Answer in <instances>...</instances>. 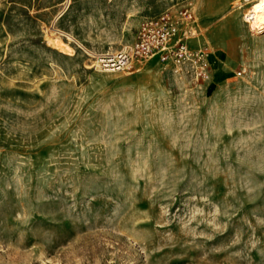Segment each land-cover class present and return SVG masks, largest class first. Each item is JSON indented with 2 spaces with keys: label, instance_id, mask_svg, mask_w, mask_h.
Instances as JSON below:
<instances>
[{
  "label": "rangeland",
  "instance_id": "374dc122",
  "mask_svg": "<svg viewBox=\"0 0 264 264\" xmlns=\"http://www.w3.org/2000/svg\"><path fill=\"white\" fill-rule=\"evenodd\" d=\"M188 1L205 77L98 64ZM236 3L0 0V264H264V30Z\"/></svg>",
  "mask_w": 264,
  "mask_h": 264
},
{
  "label": "built area",
  "instance_id": "2783aa9c",
  "mask_svg": "<svg viewBox=\"0 0 264 264\" xmlns=\"http://www.w3.org/2000/svg\"><path fill=\"white\" fill-rule=\"evenodd\" d=\"M259 0H237L241 9V19L253 32L264 30L251 27L255 19L254 6ZM195 15L191 2H183L175 7L167 8L155 16L144 18L138 25L133 43L126 49L115 53L99 54L98 64L104 69H122L133 60H147L156 57L162 63H171L175 71L193 68L196 78L207 74L205 47L193 48L188 45L187 38L193 33Z\"/></svg>",
  "mask_w": 264,
  "mask_h": 264
},
{
  "label": "bare ground",
  "instance_id": "6f19581e",
  "mask_svg": "<svg viewBox=\"0 0 264 264\" xmlns=\"http://www.w3.org/2000/svg\"><path fill=\"white\" fill-rule=\"evenodd\" d=\"M235 7H237V3L235 5ZM254 9H256L257 13H256V16H255V19L251 23V27L252 28L256 27V26L260 27V26H262L264 24V0H259L257 2V4L254 6ZM57 44L59 46H61V47L65 45V43L60 42V41H57Z\"/></svg>",
  "mask_w": 264,
  "mask_h": 264
}]
</instances>
